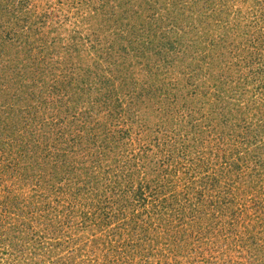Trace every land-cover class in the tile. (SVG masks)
I'll return each instance as SVG.
<instances>
[{
	"label": "rangeland",
	"instance_id": "1",
	"mask_svg": "<svg viewBox=\"0 0 264 264\" xmlns=\"http://www.w3.org/2000/svg\"><path fill=\"white\" fill-rule=\"evenodd\" d=\"M25 1L49 49L0 12V264H264V0ZM125 163L167 214L104 208Z\"/></svg>",
	"mask_w": 264,
	"mask_h": 264
},
{
	"label": "trees",
	"instance_id": "2",
	"mask_svg": "<svg viewBox=\"0 0 264 264\" xmlns=\"http://www.w3.org/2000/svg\"><path fill=\"white\" fill-rule=\"evenodd\" d=\"M18 2L19 3H17L15 0H0V7H1L0 12L4 15V12L2 10H6L7 8L9 10V8H11L12 11L10 13H12L13 15H19L21 18H23L22 16H24V17L31 16L32 18H34V20H33L34 22L32 21L33 22L32 26L26 30L27 32L24 30V27L22 25H18L20 23L19 21H21V20L16 22V23H18L17 24L18 27H20V29H17V30H21V33H22V36H20L19 38L21 40H23L25 38L28 46L30 47V51H31L30 53H34V50L36 51L37 49H39L40 51H43V52L48 51V49H49L48 45H46V46L44 45V47L43 46L37 47V42L40 41L41 39H44V36H41L43 34L41 31V28L37 27V25H36L38 22L37 19H39L37 17L38 13L36 12V10L29 8V3L27 1L18 0ZM34 11H35V13H34ZM43 21H44V19H43ZM43 21H41L40 24H44ZM24 22H25V20H24ZM14 31H15V29H14ZM11 35L16 36L17 34L16 33L13 34V32H12ZM119 38H122V40H123V38L126 39V37L123 35H119ZM123 41H125V40H123ZM137 41H139L140 44L143 43V45H145V46H146L145 42H148V41L142 40L141 38L137 39ZM46 42H48V41H46ZM54 42H55V40H54ZM25 46L27 47L26 44H25ZM123 50H125V47H123ZM134 50H136V49H134ZM139 52H140L139 56H138L139 58L141 57V55L145 54L144 52H141V51H139ZM40 61H42V60H40ZM38 63H40V62H38ZM30 86L31 85L29 84V87ZM10 100L11 99H9V101ZM6 103H8V100H5L2 105L6 104ZM8 111L14 112V110H11V108H9V107H8ZM2 124L3 123L0 121V125H2ZM87 130L88 129H86V127H84V131H87ZM119 133H120V131H119ZM119 137H121V135H119ZM242 141L245 142L246 139H243ZM175 144H176V141L174 142V145ZM117 147L118 146L116 145L113 149L118 150ZM172 147L173 146L171 144V148L168 151L169 156L166 157L167 161L172 160V158L174 157L173 156L174 151H173ZM60 152H62V154L64 155V158L66 160V158L68 156L67 155V153H68L67 148L61 147ZM99 156H101V154L98 155V158H99ZM124 160H126V159L117 157L115 159V162H123ZM126 162H127V160H126ZM36 163L38 164V166L41 165L40 161H38ZM128 164L132 165L133 163L121 164L122 165L121 167H117L116 169H114L112 171H110V169L107 168L103 175L101 173H100V175H95V178L92 177V180L86 181V183H89V187L91 189H95L96 186L97 187L103 186L105 188L104 191H105L106 195H102V198L105 199V201H103V203L105 204L104 208L106 210L112 206L114 207V204L116 205V208H122L123 206L127 207L128 205L124 202L122 203L121 200L126 201V200H129L130 197H134L135 200L138 202V205H140V207H142V212H143L142 215L143 214L144 215L145 214H151V216L155 215L156 218H158L160 215L167 214V211L165 209L170 207V206L165 204L164 198L161 199L162 196H161V193L159 191V188L161 187L162 184L159 183V181H157V182L154 181L158 177V174H159V173L157 174V171H156L157 169L155 168L152 170L154 177L151 179V181H148L151 183H146V184L140 185L138 187V191L135 192L134 195H131L132 189H130V186H132L134 183L132 180L134 179V177L136 175V170L135 169L133 170V168L128 166ZM133 166L135 168L138 167V165H133ZM111 173H112V175H111ZM152 198L155 199L153 205H152L153 200H151ZM99 226H100L99 223L94 224L95 228H97Z\"/></svg>",
	"mask_w": 264,
	"mask_h": 264
}]
</instances>
